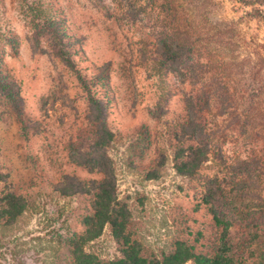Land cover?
<instances>
[{
	"label": "rangeland",
	"instance_id": "374dc122",
	"mask_svg": "<svg viewBox=\"0 0 264 264\" xmlns=\"http://www.w3.org/2000/svg\"><path fill=\"white\" fill-rule=\"evenodd\" d=\"M169 2L179 20L185 11L190 15L192 40L206 42L211 25L215 32L226 23L229 41L225 43L231 52L210 50L217 74L221 58L236 60L234 66H227L226 76L238 80L250 42L264 45L260 0H162L161 4ZM140 13L135 22L131 20V0H0V78L7 83L0 88V213L13 211V204L24 210L13 222L0 224V264L63 260L68 253L58 238L83 231L85 198L61 197L55 186L65 175L89 187L97 179L68 159L72 139L90 138L81 136L87 129V97L77 73L54 57L49 39L39 44L34 40V24L40 17L62 23L83 76L104 80L97 92L105 103L111 133L107 154L115 171L118 200L139 222L135 232L144 247L168 250L175 234L173 221H182L181 214L197 207L192 200L200 181L222 172L213 160L194 179L175 171L172 156L176 125L183 113L182 85L177 72L170 71L172 66L168 70L152 64L157 57L153 45L162 36L169 37L171 25L155 26L151 11ZM8 97L16 98L19 105ZM152 174L157 178L152 179ZM197 209L198 224L190 222V226L208 229L206 208ZM147 239L153 244H147ZM86 250L106 259L119 256L112 228L107 226Z\"/></svg>",
	"mask_w": 264,
	"mask_h": 264
},
{
	"label": "trees",
	"instance_id": "16d2710c",
	"mask_svg": "<svg viewBox=\"0 0 264 264\" xmlns=\"http://www.w3.org/2000/svg\"><path fill=\"white\" fill-rule=\"evenodd\" d=\"M161 2L131 0V20L135 22L145 9L154 15L155 26L171 25L169 37L162 36L153 45L157 57L152 64L168 70L172 66L170 71L177 72L182 85L183 113L176 125L178 134L172 156L175 171L182 178L194 179L211 160L222 169L221 173L200 181L198 195L192 200L198 208H206L210 227L190 226V222L198 224L201 212L196 207L181 214L182 221L175 216V234L168 250L149 251L138 241L135 227L139 222L133 220L128 205H121L118 200L115 171L107 154L111 133L107 128L105 103L97 92V85L104 80L83 76L62 23L57 18L40 17L34 24V40L39 44L42 39H49L54 57L77 73L87 97V129L83 128L81 136L90 135V138L81 140L86 143L72 139L68 144V159L97 177L89 187L65 175L55 186L61 197L85 198L83 231L59 236L68 254L63 260L58 257L56 264L62 261L66 264H264V45L250 42L249 57L240 63L238 80L231 74L226 76L227 66H234L236 60L221 58L217 74L210 50L222 53L227 48L226 23L220 24L215 32L211 25L208 41L192 40L195 35L187 24L190 15L185 11L179 20L170 2L167 5ZM260 3L264 6V0ZM168 7L171 9L165 12ZM256 15L261 16L262 12ZM238 41L241 48V38ZM5 84L0 78V88H6ZM8 98L19 105L16 98ZM165 161V158L159 161L160 168ZM150 177L156 179L157 174ZM68 180L71 183L65 188ZM12 207L13 211L0 213V224L13 222L24 211L16 204ZM192 214L198 218L194 219ZM204 216L200 218L204 220ZM107 226L112 228L120 249L119 256L112 259L86 250V245L100 238ZM146 242L153 244L151 239Z\"/></svg>",
	"mask_w": 264,
	"mask_h": 264
}]
</instances>
